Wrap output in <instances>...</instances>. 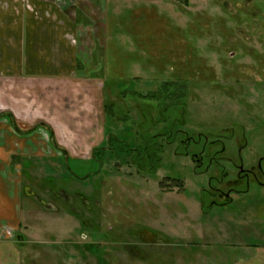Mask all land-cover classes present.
Segmentation results:
<instances>
[{"label":"rangeland","instance_id":"rangeland-1","mask_svg":"<svg viewBox=\"0 0 264 264\" xmlns=\"http://www.w3.org/2000/svg\"><path fill=\"white\" fill-rule=\"evenodd\" d=\"M55 1L80 13L69 37L81 64L77 81L52 98L60 127L70 122L59 138L68 150L52 141L47 148L45 137L37 151L16 154L21 223L0 230V264H234L238 244L263 234L215 207L217 219L200 217L192 198L217 181L213 167L194 173L178 131L201 135L196 144L213 151L223 143L222 155L235 162L264 154V0ZM13 34L5 32L7 43ZM8 59L0 57V93L18 102L12 91L25 92L26 81L28 103L20 101L32 110L21 121L0 107V118L25 134L38 122L40 94L28 93L36 78L2 71L3 62L16 64ZM166 81L183 90L168 107L122 100L116 88L144 93ZM110 102L118 104L106 122ZM157 144L162 152L151 161Z\"/></svg>","mask_w":264,"mask_h":264},{"label":"crops","instance_id":"crops-1","mask_svg":"<svg viewBox=\"0 0 264 264\" xmlns=\"http://www.w3.org/2000/svg\"><path fill=\"white\" fill-rule=\"evenodd\" d=\"M69 5L66 4V7ZM75 14L79 16L80 13L75 11ZM78 16L65 13L64 8L55 0L54 2L49 0H0V57L5 59L9 57L12 60V56L16 62L6 68L4 67L5 62H3L2 71L5 69L8 71L11 68L14 72L25 74L27 78L28 76L36 78L31 86L33 90L28 92L31 94L34 91L37 96L40 94L38 98L36 97L40 106L36 107L37 120L35 121L47 124L53 131L56 144L64 147L66 145L61 143L59 138L60 135L68 133L71 126L69 122L65 128L60 127L59 116H54L55 108L52 98L57 97L58 89L72 87L77 81L75 79L76 71L81 67V64L77 58L76 43L69 37L73 34L72 31L78 22ZM10 30L14 34L11 42L7 43L5 32L8 33ZM7 39H9L8 35ZM6 48L7 52H5ZM10 60L8 59L9 63ZM101 86L103 85L101 84ZM26 87V81H24V85H21L20 88L25 89V92L15 93L12 91V95L18 94V102L11 98L8 99L9 93H0L1 109L9 115H13L16 120L24 121L26 116L23 110H26L27 117V113L32 110L30 105L23 106L20 101L23 99L26 104L28 103L25 95ZM69 117L70 115H66L63 119L68 122ZM15 123V120L10 123L6 118H0V230L18 228L21 223L19 204L21 186L18 176L11 172L12 156L19 152L37 151L45 137L48 138L45 141L47 148L51 142L45 125H40L31 132L21 134L23 131H19V129H23H17ZM15 129L20 133L18 134ZM39 139H41L40 143H38ZM51 143L50 146L53 144ZM99 143L91 146L89 150L94 149ZM66 149L68 150V148Z\"/></svg>","mask_w":264,"mask_h":264},{"label":"flooded vegetation","instance_id":"flooded-vegetation-1","mask_svg":"<svg viewBox=\"0 0 264 264\" xmlns=\"http://www.w3.org/2000/svg\"><path fill=\"white\" fill-rule=\"evenodd\" d=\"M178 132H181L179 139L180 154L189 157L194 165V173H206L213 167L209 177L217 181L216 186L210 183L207 188L200 191L199 196L192 198V201L199 205L200 217L209 216L217 219L216 215L211 214V210L215 207L217 210H221L220 216H224L226 213L231 216V221L235 223H248L249 230H252L250 227H254L252 231L259 228L260 233L263 234L262 237L244 244H238L237 250L233 253L235 254L233 258H235L234 264H264V154L259 156L257 160L244 163L240 159L235 162L222 155L225 148L220 140L215 141L220 143V148L213 151L206 149L207 143L200 146L196 144L197 136L201 138V135L194 137L180 130ZM244 146V144H238L239 148ZM219 158L229 160L231 168L227 169L222 166ZM253 202L254 206L249 205Z\"/></svg>","mask_w":264,"mask_h":264},{"label":"trees","instance_id":"trees-1","mask_svg":"<svg viewBox=\"0 0 264 264\" xmlns=\"http://www.w3.org/2000/svg\"><path fill=\"white\" fill-rule=\"evenodd\" d=\"M186 2H188V1H186ZM134 79H136V78H134ZM172 83H174V84H172ZM102 85H103V88H104V86H105L104 82H103ZM107 87L108 86H105V88H107ZM116 88H117L119 96L122 98V100H125V99H127V100L128 99H130V100H139V101H142V102L148 103V104H154V103L156 104L157 103V105L164 106V107L176 105V100L179 101V98H182L181 97L182 94L180 92L183 91L181 89L182 87L180 88V86L178 84H175V82H173V81L163 82L162 84H159L155 89L149 90L148 92L146 91L144 93H142L140 90H138L137 87H133V86L130 87L129 85H126V87H121V88L119 86H117ZM147 96L152 98L153 101L151 102L150 100H147V99L146 100H141V99H143V98H145ZM135 97H137L138 99H136ZM159 101H162L163 104H160ZM115 104H118V102L104 103L103 109H104L105 121L106 122H111V120H113L111 118L113 117L112 115H115L114 114L115 113L114 111L116 110ZM158 111H157V114H158ZM125 113H128V112H125ZM38 123L40 125H45L46 126V128H47V130H48V132L50 134L49 135L50 141H52L54 143V145H57L55 140H54V134H53L52 129L47 124H45L42 121L36 122L35 125H37ZM35 125L30 127L28 130H26V132L33 131ZM172 136L173 135L170 134L166 138L169 139V138H172ZM155 146H156V148H155L156 150H154V152H152V157L153 158H151V161L152 160L158 161V158H159L158 154L162 152V144H157ZM97 148L98 147H95V149H97ZM60 149L62 150L63 153L66 154V150L64 148H60ZM95 149H93V150H95ZM141 158L145 159L146 158V154L144 156H142ZM16 159H18V156H16V155L12 156V162H14ZM137 166L140 169L146 168L144 166H141L140 164H138ZM155 167H151L150 170L152 172H154L156 170Z\"/></svg>","mask_w":264,"mask_h":264}]
</instances>
